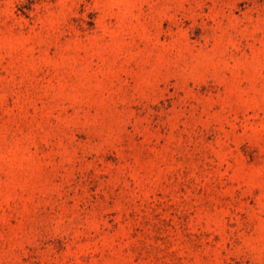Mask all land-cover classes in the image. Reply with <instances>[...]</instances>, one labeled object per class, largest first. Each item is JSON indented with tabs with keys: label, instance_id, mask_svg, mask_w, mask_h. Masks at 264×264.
I'll use <instances>...</instances> for the list:
<instances>
[{
	"label": "rangeland",
	"instance_id": "obj_1",
	"mask_svg": "<svg viewBox=\"0 0 264 264\" xmlns=\"http://www.w3.org/2000/svg\"><path fill=\"white\" fill-rule=\"evenodd\" d=\"M0 264H264V0H0Z\"/></svg>",
	"mask_w": 264,
	"mask_h": 264
}]
</instances>
